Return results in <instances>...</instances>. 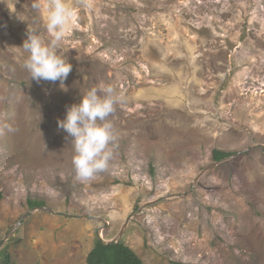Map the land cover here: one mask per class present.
<instances>
[{
	"label": "rangeland",
	"instance_id": "rangeland-1",
	"mask_svg": "<svg viewBox=\"0 0 264 264\" xmlns=\"http://www.w3.org/2000/svg\"><path fill=\"white\" fill-rule=\"evenodd\" d=\"M33 2L0 0V264H87L98 238L144 264H264V0H68L64 88L24 67L28 26L47 38ZM102 83L126 97L115 157L81 183L58 120Z\"/></svg>",
	"mask_w": 264,
	"mask_h": 264
},
{
	"label": "clouds",
	"instance_id": "clouds-1",
	"mask_svg": "<svg viewBox=\"0 0 264 264\" xmlns=\"http://www.w3.org/2000/svg\"><path fill=\"white\" fill-rule=\"evenodd\" d=\"M82 3L84 7H91L86 0ZM32 7L40 8L39 0H34ZM44 7L47 38L38 28L28 26L27 37L19 48L27 53L24 67L31 80L37 83L59 81L64 88L72 65L62 53L61 46L67 32L75 25L77 10L68 0H48ZM125 102L126 97L121 91L102 83L83 94L79 103L67 107L65 117L58 120L59 129L71 138L73 144L72 165L77 181L89 182L109 168L118 140L109 118ZM5 129L14 131L11 125L3 124L0 125V134Z\"/></svg>",
	"mask_w": 264,
	"mask_h": 264
},
{
	"label": "trees",
	"instance_id": "trees-1",
	"mask_svg": "<svg viewBox=\"0 0 264 264\" xmlns=\"http://www.w3.org/2000/svg\"><path fill=\"white\" fill-rule=\"evenodd\" d=\"M233 155L230 151L214 150V160L221 161ZM0 194V199H1ZM32 207L43 205L38 201L29 202ZM9 262L7 257L6 263ZM87 264H144L142 258L128 245L123 242L107 243L101 238L95 242L93 249L87 257Z\"/></svg>",
	"mask_w": 264,
	"mask_h": 264
},
{
	"label": "water",
	"instance_id": "water-1",
	"mask_svg": "<svg viewBox=\"0 0 264 264\" xmlns=\"http://www.w3.org/2000/svg\"><path fill=\"white\" fill-rule=\"evenodd\" d=\"M237 154H238V153H237ZM237 154H236V155H237ZM4 241H5V239L0 240V247L2 246V244L4 243ZM114 241L118 242L117 240H111V241H109V242H107V243H111V242H114Z\"/></svg>",
	"mask_w": 264,
	"mask_h": 264
}]
</instances>
